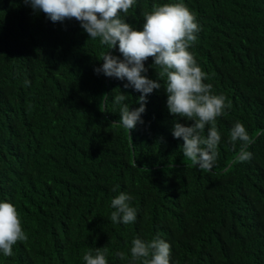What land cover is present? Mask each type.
<instances>
[{"label": "trees", "instance_id": "1", "mask_svg": "<svg viewBox=\"0 0 264 264\" xmlns=\"http://www.w3.org/2000/svg\"><path fill=\"white\" fill-rule=\"evenodd\" d=\"M175 2L196 13L190 51L205 83L232 104L217 118L211 172L183 156L173 122L192 121L169 112L163 81L131 141L114 97L137 108L140 93L95 72L107 46L75 19L52 22L25 0H0V200L17 206L29 237L0 264H84L96 247L109 249V264H128L117 253L130 258L136 236L169 242L171 264H264V0H137L126 21L142 29L144 11ZM110 51L122 58L118 45ZM152 63L146 75L158 79ZM237 120L254 139L250 161L236 162L239 142H229ZM121 191L138 210L128 225L110 220Z\"/></svg>", "mask_w": 264, "mask_h": 264}, {"label": "clouds", "instance_id": "2", "mask_svg": "<svg viewBox=\"0 0 264 264\" xmlns=\"http://www.w3.org/2000/svg\"><path fill=\"white\" fill-rule=\"evenodd\" d=\"M136 2L25 0L34 11H42L52 22L77 20L90 39L99 40L100 45L107 46L108 50L99 57L103 63L95 68V72L126 80L125 89L132 87L140 93L137 108L122 103L128 99L122 92L114 97V103L120 105L118 122L127 129L128 135L137 123H143L141 114L146 110L147 96L160 89V81H163L169 112L177 118L192 121L190 125L180 123L179 119L173 122L172 135L182 139L183 156L194 166L211 172L221 140L217 118L224 115L232 104L223 93H215L211 83H205L209 76L190 51L200 31L196 13L183 2L154 3L151 10L142 13L143 26L137 29L126 21ZM117 45L122 58L110 51ZM148 58L153 60L151 67L156 69L158 79L146 75L148 68L145 61ZM28 83L25 81L26 85ZM229 142L233 148L239 142L236 162L251 160L252 153L248 148L254 139L239 120L230 129ZM119 187L115 185L112 191H117ZM133 199V196L121 191L111 200V207L115 209L110 214L113 224L128 225L136 221L138 210L131 204ZM28 239L17 206L8 200H0V253L11 257L14 255L13 247L18 242L26 243ZM108 254L107 247L89 248L83 252L82 260L84 264H109ZM117 255L120 260H127L128 264H171V245L158 236L150 240L136 236L131 241L130 258L123 251Z\"/></svg>", "mask_w": 264, "mask_h": 264}]
</instances>
